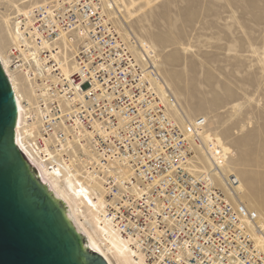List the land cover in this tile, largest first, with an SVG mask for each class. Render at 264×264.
Here are the masks:
<instances>
[{"label":"built area","instance_id":"1","mask_svg":"<svg viewBox=\"0 0 264 264\" xmlns=\"http://www.w3.org/2000/svg\"><path fill=\"white\" fill-rule=\"evenodd\" d=\"M113 1L48 0L16 19L7 66L0 60L11 88L8 71L30 94L22 110L14 94L15 144L49 170L58 156L69 163L90 152L103 178L106 217L145 264H264L253 238L261 232L256 212L214 184L212 171L223 161L200 138L207 119H175L155 51L116 30L107 16ZM199 147L212 167L192 172ZM230 172L224 178L231 192L239 179Z\"/></svg>","mask_w":264,"mask_h":264},{"label":"rangeland","instance_id":"2","mask_svg":"<svg viewBox=\"0 0 264 264\" xmlns=\"http://www.w3.org/2000/svg\"><path fill=\"white\" fill-rule=\"evenodd\" d=\"M23 1L0 0V56L13 40L16 16L48 0ZM113 6L107 16L116 30L155 51L177 118L205 116L202 141L219 138L228 148L224 170L238 177L236 195L257 213L264 235V0H117ZM204 154L195 150L205 167Z\"/></svg>","mask_w":264,"mask_h":264},{"label":"water","instance_id":"3","mask_svg":"<svg viewBox=\"0 0 264 264\" xmlns=\"http://www.w3.org/2000/svg\"><path fill=\"white\" fill-rule=\"evenodd\" d=\"M16 117L0 65V264H107L15 144Z\"/></svg>","mask_w":264,"mask_h":264},{"label":"bare ground","instance_id":"4","mask_svg":"<svg viewBox=\"0 0 264 264\" xmlns=\"http://www.w3.org/2000/svg\"><path fill=\"white\" fill-rule=\"evenodd\" d=\"M24 1H28V0H24ZM114 1L115 3L117 2V0ZM108 5H110L111 8L110 11H112L115 7L113 6V3L111 4L108 3ZM26 10L23 12L21 11L15 18L12 29V36H13V40H11L12 42L15 41L14 25L16 23V19L19 16L25 14ZM110 11H108V13ZM140 41L141 43H145V41L142 40ZM0 60L3 62L5 66H7L6 53H4L3 56H0ZM8 74L11 80L14 94L17 99V106L20 110H22L24 107L21 101L22 99H26V100L30 99L29 91L27 87L21 82L20 77L16 73H12L8 71ZM13 77L17 78L18 84L22 85V87L24 88V92L18 93L19 91L17 89ZM162 82L164 81L162 80ZM171 103L169 104V110L171 111L172 115L180 123H184L185 121L181 122L177 118V116L175 115V111L171 106L175 104L174 99L173 102ZM21 123H22V113L20 112L18 118V125L16 128V140L17 142L19 141L20 144H22L20 140ZM203 130L199 133L201 139H202ZM209 143L213 144L214 146L213 149L215 150L219 149L218 158L221 161H223L217 169L214 168L212 171L214 184L218 187H222L226 196H228V199L231 202L233 203L242 202L241 200L238 199L236 195V193L242 190L241 182L238 183L235 187H233L232 189L233 191L231 192L228 190L226 191V182L224 177H226L228 173H231L224 170L225 155L228 154L226 152H229L228 148L223 149L221 140L219 138H213L212 140H210ZM67 146L70 149L74 150L71 141L67 144ZM199 149H202L203 152L205 153L204 155L206 158L207 165L204 167L202 164L198 162L197 160L198 158L195 156V151H194V155L190 159V162L192 164V169L190 171L192 172L207 171L205 169H207L208 166L212 167L211 164L212 162L209 160L205 148L199 147ZM85 154H86V157L84 158L85 161L78 160L79 161L78 162V161L70 160L69 163L65 161L64 158L58 156L53 160V162L55 163V168H53V170H49L45 165L39 163L36 160H32L30 163L37 170L39 175L42 177L44 182L47 184V186L52 191L54 196L57 198L59 203L62 205L64 210L67 212V214L72 219L74 224L77 226L79 231L82 233L84 238L90 244L92 249L96 253H98L105 260L107 264H145L142 254L133 247L132 245L133 241L130 238L122 236L118 232V230H116L111 225L110 221L107 219L106 212L104 209L106 203L102 196L101 181L103 178L98 174L99 172L94 171L95 166L93 162L96 161L98 163V160H95V157H93V155L90 154V152H88L87 150H85ZM116 172L119 175L121 174L122 171L121 169H117ZM133 189L138 191V190H142V187L133 183ZM258 223L261 224V221L259 219H258ZM262 232L263 229L261 227V232L259 231L255 233L253 235V238L260 245L261 249L264 251V235Z\"/></svg>","mask_w":264,"mask_h":264}]
</instances>
